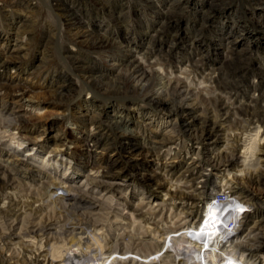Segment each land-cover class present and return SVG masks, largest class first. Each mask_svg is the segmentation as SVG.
<instances>
[{
  "label": "rangeland",
  "instance_id": "374dc122",
  "mask_svg": "<svg viewBox=\"0 0 264 264\" xmlns=\"http://www.w3.org/2000/svg\"><path fill=\"white\" fill-rule=\"evenodd\" d=\"M102 256L264 264V0H0V264Z\"/></svg>",
  "mask_w": 264,
  "mask_h": 264
},
{
  "label": "bare ground",
  "instance_id": "6f19581e",
  "mask_svg": "<svg viewBox=\"0 0 264 264\" xmlns=\"http://www.w3.org/2000/svg\"><path fill=\"white\" fill-rule=\"evenodd\" d=\"M128 72H130V74H129V76H130V78L132 77V78H134V79H136L137 80V82L138 83H141V82H143L146 78H145V76H144V74H142V73H139L138 72V69H136L135 67H133L130 71H128ZM148 79V78H147ZM136 82V81H135ZM137 82H136V84H137ZM143 84H145V85H147L145 82L143 83ZM140 85V84H139ZM141 85H142V83H141ZM140 85V86H141ZM149 85V84H148ZM144 88V87H143ZM175 90V89H174ZM174 90H173V93H174ZM159 93H161V92H159ZM171 93V92H170ZM176 93V92H175ZM182 93V92H181ZM180 93V94H181ZM154 95H156V94H154ZM161 95V94H160ZM176 95V94H175ZM156 97H158L157 95L156 96H154V98L153 99H156ZM175 98V97H174ZM181 99V104L182 105H184L185 107H187V109H185V112L186 111H188L189 110V108H191L192 106H193V104H194V102H193V97L191 96V95H189L188 93H185L184 95H182V97H180ZM157 100V102L158 103H162V102H164L165 100H166V98H164V97H158V99H156ZM183 112V111H182ZM189 113V112H188ZM183 116H187L185 113L183 114ZM190 128V127H189ZM192 128V127H191ZM223 194V192L221 193V195ZM67 196H70L69 194H66ZM72 197H69V199H71ZM220 201V200H219ZM228 203V201H226V202H214V205H217V204H221L222 206L223 205H225V204H227ZM230 209L231 208H228L227 210H226V215H229V213H230ZM232 223V222H234V220H231V218H229V216H228V219H226L225 220V226H224V228L226 229V227H227V225H228V223ZM235 228L236 227H234V228H232L231 229V231H230V233H233V232H235ZM227 231V230H226ZM227 232H229V231H227ZM225 234H227V233H225ZM225 237H226V235H224V239H225ZM168 241V240H167ZM226 241V240H225ZM169 244L171 245L172 244V246H171V248H172V250H168L169 252H173V253H175V256H179L180 255V253L179 252H181V251H183V252H185L186 254H187V252H192L193 253V256H189L190 258V260H193L194 259V257L195 258H201V257H203V256H201L202 254L200 253V254H197L198 252V250L197 251H195V253H194V249L192 250L191 248H189L188 247V242L186 241V240H182V239H178V238H176V237H172L169 241ZM167 242V243H168ZM167 243H166V245H167ZM165 243H164V246H163V248H165ZM168 246V245H167ZM166 246V247H167ZM170 249V248H169ZM71 255V254H70ZM69 256V255H68ZM73 256H75L74 254H73ZM183 256V255H182ZM90 257V256H89ZM95 257V256H94ZM115 256H102V258L101 259H99L100 261H97V262H95V263H93V264H108V262H109V259L111 260V259H113ZM70 258H72V256L70 257ZM93 258V257H92ZM125 258V257H124ZM124 258H122V259H124ZM203 258H205V257H203ZM67 259H69V258H67ZM74 259H77V258H74ZM176 259H178L179 261L181 260V259H183V257H177ZM175 259V260H176ZM70 260V262H71V259H69ZM189 260V261H190ZM95 261V260H94ZM198 261V260H197ZM69 262V261H68ZM81 262V261H80ZM82 263V262H81ZM84 263V262H83ZM82 263V264H83ZM88 263V262H87ZM86 263V264H87Z\"/></svg>",
  "mask_w": 264,
  "mask_h": 264
},
{
  "label": "built area",
  "instance_id": "2783aa9c",
  "mask_svg": "<svg viewBox=\"0 0 264 264\" xmlns=\"http://www.w3.org/2000/svg\"><path fill=\"white\" fill-rule=\"evenodd\" d=\"M56 194L62 195L63 194V191L60 189V190H58L56 192ZM55 196H57V195H55ZM231 198H235V197L234 196H230L228 193H223L221 195V200L219 202H226V201L229 202ZM249 211L250 210H242L240 213H238V215H244V218H245L247 216V213ZM234 227H235L234 222L228 223V225L226 227V230L229 231V232L226 231L227 234H226L225 239H227L228 241H230L236 235V233H234V232L233 233H230L231 229L234 228ZM235 229H237V232H239V230H240V228H235Z\"/></svg>",
  "mask_w": 264,
  "mask_h": 264
}]
</instances>
